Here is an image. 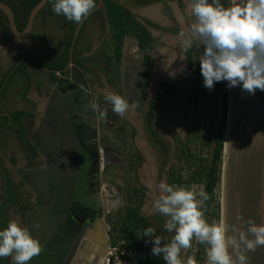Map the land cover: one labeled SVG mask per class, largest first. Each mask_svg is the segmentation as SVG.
Masks as SVG:
<instances>
[{"label":"water","instance_id":"95a60500","mask_svg":"<svg viewBox=\"0 0 264 264\" xmlns=\"http://www.w3.org/2000/svg\"><path fill=\"white\" fill-rule=\"evenodd\" d=\"M48 1L41 0L32 8L25 29L20 30L14 9L0 0V10L7 17L12 36L26 38L30 35ZM104 3L99 0L78 22L69 62L64 69L46 67L31 54H25L16 64L15 68L24 58H29L51 73L64 74L66 81L53 83L44 114L30 137L44 157L45 165L37 169L18 168L24 183L35 195V207L26 215L25 228L13 226L14 252L10 264L103 262L109 245V224L105 219L102 191L95 193L92 189L100 186L108 191V183L103 179L108 165L104 166L103 162L113 149L102 141L99 121L106 120L99 112L102 105L96 100L85 72L76 64L74 53L84 24ZM158 4L145 6L138 13L148 15V10ZM231 4L234 30L240 38L241 59L234 57L228 47L215 50L212 56L217 75L221 72L218 53L233 60L229 76L225 78L228 88L223 153V164L226 163L225 263L264 264V0H231ZM151 45L141 49L143 58L152 55ZM160 57V61H168ZM230 108L232 115L227 134ZM221 118L222 115L219 123ZM93 178H98L99 182L91 183ZM71 200V208H68ZM57 207L70 211L73 216L67 221L70 229L67 226L61 229L72 236L68 240L69 247L61 248L63 254L52 253L47 247L61 220Z\"/></svg>","mask_w":264,"mask_h":264},{"label":"flooded vegetation","instance_id":"af4514ba","mask_svg":"<svg viewBox=\"0 0 264 264\" xmlns=\"http://www.w3.org/2000/svg\"><path fill=\"white\" fill-rule=\"evenodd\" d=\"M64 1L69 3L70 6L76 3L78 6H83L85 2H94L95 0H76V3H74V0ZM113 1L125 6L135 15L136 12L134 11L138 12L145 6L159 2L171 3L174 0H161L146 5L139 3L138 0ZM207 3L208 6L200 10V13H202V19L210 23L211 29L204 34L202 33L200 39L202 42H200L201 46L198 49L191 43L187 47L186 75L181 80L160 84L158 91L150 97L148 93L145 94L141 121L142 130L137 126H131L129 143L119 145L118 149H113L109 154L110 164L114 168V175L113 181L108 183L110 185L108 191H103L104 189L100 186L92 189V192L95 193L102 191L101 197L103 199L108 196L114 201L113 206H111L113 211L111 208L106 209L103 204L105 219L109 224V243L112 228H119L117 232L126 236L128 244L135 252L139 264H144V262L146 264H167L170 245L173 242H183L180 237L182 226L178 224V219L172 206L174 181L179 178L182 162L187 160L192 152L189 144L191 134L183 133L182 122L185 121L187 123L186 127H188L190 117L187 116L186 111L192 112L194 123L190 126V129L196 132L198 123L197 104L193 105L191 103L194 98L192 85L197 78L205 75V69L203 68L205 62L212 60L214 51L221 48V38L218 37V30L215 24L206 19L212 9L210 3L208 1ZM105 7L106 4L104 3L101 8ZM101 8L93 13L89 19L102 15L103 10ZM150 12L148 11V13ZM158 13L155 10V12L150 14L153 17L158 15L171 23H166V26L162 27L159 23L147 19L149 23L154 25L149 24L151 39L147 42V44H152L150 46L152 55L149 58L153 64L157 62L154 51L161 48L162 45L157 47L156 44L160 42V39L154 36L151 29L163 34L164 31L172 28L171 24L177 23V14L173 8L170 13L172 18L163 16L159 11ZM39 15L47 18L54 17L60 26V30H67L66 27H61L65 16L55 2H50L49 0ZM46 30L51 33L53 26L47 25ZM3 36L13 37L12 35H3L0 29V39ZM192 39L196 41L195 37ZM88 45H90V42L87 39L82 45V49L86 53L89 51ZM200 53L205 58L198 64L196 58ZM39 59L41 58L39 57ZM192 62H194L193 67ZM198 65H201V67ZM152 68L149 72V80L152 77ZM24 144L20 145L19 148L23 160L22 164L15 165L11 169L4 165L2 173V178L5 180V191H10L14 194L16 199L15 209L20 218V222L13 226L20 228H25L26 215L35 207L34 200H31L35 195L24 183L21 171L19 173L18 168L21 167L28 170L41 168L45 165L44 157L33 146L30 138L29 143L24 142ZM98 182V178L91 179V183L97 184ZM24 188H29V191L27 192ZM71 205L72 200L68 203V208H71ZM56 213L61 220H59V225L56 227L54 234L50 237L47 247L52 253L63 254L61 248L69 247L68 240L72 239V236L69 233L62 232L61 229L63 226H67L70 229L67 221L73 216L70 211L61 207L56 208ZM13 226L10 227L11 236L13 234ZM73 231L76 230L73 229ZM55 236L58 237L55 238ZM12 249L14 252V246ZM47 258L54 263L58 262L55 258Z\"/></svg>","mask_w":264,"mask_h":264},{"label":"crops","instance_id":"0c3cea01","mask_svg":"<svg viewBox=\"0 0 264 264\" xmlns=\"http://www.w3.org/2000/svg\"><path fill=\"white\" fill-rule=\"evenodd\" d=\"M101 9L102 15L92 17L84 24L81 39L75 47L74 59L85 72L96 100L106 108V118L114 121L112 125L109 120H105L110 131L103 130L101 120L99 125L102 128L103 143L116 150L119 145L129 143L131 126L142 130L145 94L148 93L150 97L158 91L160 84L181 80L186 75L188 59L182 43L177 40L179 36L173 33L161 34L151 29L155 37L163 38L167 43L159 48L160 51H154L156 64L147 55L143 58L141 49L144 47L141 46L139 37L127 34L119 45L117 39H114L115 31L111 27L107 7ZM147 14L135 16L148 30L150 28L147 19L157 23L162 20L158 15L152 17L150 13ZM179 22L182 25L180 19ZM49 24L53 26L51 33L46 30ZM42 25L45 26L44 31L41 30ZM194 29L188 31L195 38L202 35L198 25ZM66 31L60 30L55 19L50 20L39 15L32 32L26 38L13 36L8 37L3 44L0 43V210L7 196L5 180L2 178L3 166L11 169L22 164L20 145L29 143V138L44 114L53 83L62 81L57 74L38 65H27L18 69L19 66L15 68L16 64L25 54L45 58L55 49H63ZM31 35L35 37L31 38ZM87 39L90 45L86 53L82 45ZM160 55L168 61L162 63ZM151 68L152 77L149 80Z\"/></svg>","mask_w":264,"mask_h":264},{"label":"rangeland","instance_id":"374dc122","mask_svg":"<svg viewBox=\"0 0 264 264\" xmlns=\"http://www.w3.org/2000/svg\"><path fill=\"white\" fill-rule=\"evenodd\" d=\"M208 0H174L171 3L159 2L153 8L161 12L163 16L171 17L172 8L177 14V23L171 24L170 29L164 31L165 33H173L178 35L180 43H182V48L186 51L187 47L191 43L196 49L200 47L202 41H200L202 35L196 37V41L192 39L193 34L188 31L189 29L199 26L201 28V33L211 29L209 22L202 19L200 10L208 6ZM172 7V8H171ZM135 14H137V11ZM153 17V15H151ZM54 17H50V20ZM159 25L165 27L167 22L166 19L161 18ZM180 21L182 25H180ZM44 29V25H42ZM183 28H182V27ZM187 28V29H186ZM58 29V28H57ZM186 29V32L184 31ZM163 32V33H164ZM157 33V32H156ZM200 33V34H201ZM8 37L3 36L0 39V43H4ZM176 40V39H175ZM184 42V43H183ZM167 44L163 38L157 45ZM175 43V42H174ZM188 43V44H186ZM231 43V41H230ZM205 56L201 53L198 54L197 62L200 64L201 60H204ZM61 78L59 75H57ZM160 87V86H159ZM167 108V107H166ZM197 128L196 132L190 129V126L194 123V118L192 117V112L186 111L188 117H190V122L188 127L185 121L182 122V131L184 134H191L189 141L191 147L190 157L182 162L181 173L179 178L174 181L172 188L174 198L172 199V206L175 210L178 224L182 226L180 237L183 243L173 242L174 247L177 250L182 248L190 249L193 246V236L196 231V225L198 224V242H197V261L198 264H208L213 252L220 251L221 242V177L216 184L214 189V194L209 200H206L205 190L207 181V167L210 166L212 161V154L214 148V133L219 119L222 114L221 106L218 97L202 99L197 105ZM167 110V109H166ZM189 120V119H188ZM103 122V129L110 131V126ZM112 130V129H111ZM110 163L111 159L108 158ZM223 165V163H222ZM114 168L109 164L103 174V179L107 183L113 181ZM222 176V169L221 174ZM27 192L29 188H24ZM13 193L7 191V196L5 198L4 205L0 210V264H10V258L13 253V239L10 232V227L14 224L20 222V218L16 212V199L11 197ZM33 201L34 198L32 197ZM113 219V218H112ZM114 220V219H113ZM185 222H187L185 225ZM119 228L113 227L112 231L117 233ZM215 245V251L212 249ZM219 256L220 252L216 254ZM211 264V263H210Z\"/></svg>","mask_w":264,"mask_h":264},{"label":"trees","instance_id":"16d2710c","mask_svg":"<svg viewBox=\"0 0 264 264\" xmlns=\"http://www.w3.org/2000/svg\"><path fill=\"white\" fill-rule=\"evenodd\" d=\"M2 1L12 6L16 14L18 28L20 30H24L28 23L32 8L41 0ZM157 1L161 0H138L139 3L144 5ZM50 2H55L57 7L64 12L65 17L61 23V27H66L68 31H66V41L62 44L64 48L55 49L50 56L41 58L39 60L46 67L54 70H61L64 69L69 62L70 47L78 22L98 3V0H95L94 2L87 1L83 6H78L76 3L77 1L74 0V3H76L75 5L77 7L75 5L70 6L69 3H66L64 0H50ZM70 2L72 3V1ZM208 2L210 3L212 9L208 13L206 19L215 24L218 30V37L221 38L220 47H228L233 36L235 24L231 0H208ZM105 4L108 9L111 27L115 31L114 39H117L119 45H121L125 35L132 34L139 37L141 46L145 47L147 42L151 39L150 31L144 25H142L136 19V16L132 14V12L125 6L114 2L113 0H105ZM0 14L1 33L3 35H12L5 13L0 10ZM84 27L85 25L81 30V34L77 40L76 46L81 39ZM30 37L34 38L35 36L31 35ZM117 58H120V48L117 50ZM27 65L36 66L37 64L33 60L26 58L19 65L18 69H21ZM193 66L194 62H192V67ZM198 66L201 67V65ZM203 68L205 69V75L200 76L193 82L192 93L194 94V98L191 100V103L196 105L202 99L213 98L216 96L219 99L222 114L216 134L215 146L213 148L212 161L210 166L207 167L205 196L206 200L208 201L209 198L213 196L216 184L221 177L220 174L223 163L225 126L228 112V88L225 82L224 71L221 69L220 74L217 75L212 60L206 61ZM62 81L66 80L62 79Z\"/></svg>","mask_w":264,"mask_h":264},{"label":"built area","instance_id":"2783aa9c","mask_svg":"<svg viewBox=\"0 0 264 264\" xmlns=\"http://www.w3.org/2000/svg\"><path fill=\"white\" fill-rule=\"evenodd\" d=\"M62 79L66 78L64 74L57 73ZM106 108L103 106L100 107V113L105 117L106 120H109L110 124H114L113 120L107 119L105 116ZM115 126V125H114ZM187 222H185L186 225ZM198 224L196 225V231L193 236V246H190V249L187 248L177 250L173 244L169 247L168 263L167 264H198L197 261V242H198ZM183 243V242H182ZM215 249V245L212 248ZM215 251V250H214ZM220 251L213 252L210 256L211 259L208 261V264H220L219 256H216ZM103 264H139L135 252L131 249L128 244V240L125 235L120 233L110 232V243L107 246L105 256L103 258Z\"/></svg>","mask_w":264,"mask_h":264},{"label":"bare ground","instance_id":"6f19581e","mask_svg":"<svg viewBox=\"0 0 264 264\" xmlns=\"http://www.w3.org/2000/svg\"><path fill=\"white\" fill-rule=\"evenodd\" d=\"M151 12H154V9L150 10ZM150 12V13H151ZM239 44H240V38L238 31L234 30L233 36L231 38V43L228 46L229 52L234 55L238 60L241 59V52L239 51ZM217 62L220 66V68L224 71L225 78L227 80V77L229 76V73L231 71V68L233 66V60L230 56L224 54V53H218L217 56ZM162 63H165V60L162 61ZM164 67V66H163ZM165 68V67H164ZM231 115H232V108H230V114H229V122L227 124V134L229 132L230 128V121H231ZM226 145H227V139H226ZM227 148V147H226ZM228 150L226 149L224 156H227ZM109 158V157H108ZM107 157H105L103 165H109L110 161ZM225 160V158H224ZM223 160V161H224ZM225 168L226 163L222 165V176H221V242H220V264H226L225 263V256H226V239H225V230H224V218H225V187H226V174H225ZM106 186H110L109 184H106ZM113 187V186H112ZM113 189V188H112ZM105 193V192H104ZM113 194V193H112ZM105 195V194H104ZM103 195V196H104ZM106 196V195H105ZM113 197V196H112ZM103 204L105 205L106 209H110L111 206H113L114 201L107 197L102 198ZM119 204V203H118ZM112 209V208H111ZM111 211V210H110ZM113 211V209H112ZM104 255V254H103ZM105 256V255H104ZM103 256V258H104ZM103 263V262H101Z\"/></svg>","mask_w":264,"mask_h":264}]
</instances>
